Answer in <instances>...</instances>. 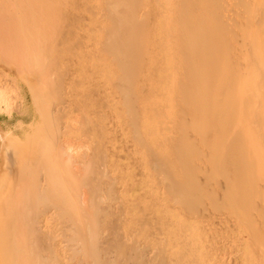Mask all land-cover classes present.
I'll list each match as a JSON object with an SVG mask.
<instances>
[{"label":"rangeland","instance_id":"rangeland-1","mask_svg":"<svg viewBox=\"0 0 264 264\" xmlns=\"http://www.w3.org/2000/svg\"><path fill=\"white\" fill-rule=\"evenodd\" d=\"M58 1L60 4L62 3V0L61 2ZM117 1L65 0L63 4L66 7L61 5L64 9L60 12L59 9L61 8L59 7L61 6L58 4V8H56L55 5V10L59 13V16L57 13L56 16L60 20L53 15L55 11H51V13L53 12L51 14L49 9H45L40 19L49 21H45L46 25L42 21L44 28L41 26L43 24H39L38 27L41 26L39 30L42 28L41 32L38 33V28L35 31L38 33V41V37L34 34L31 37L35 38L27 42L23 36L27 33L25 32L22 33V36H18L19 39L24 37L21 43L17 37L19 30L16 25L11 24V21L9 25L5 23L6 21H2L5 25L0 23V184H2L0 187L4 184L1 181H5L7 177L10 179L16 174V177L10 179L13 183V180L16 181V178L20 176L17 173L20 172L19 166H16L18 170L15 171L17 168L14 167L16 163H13L14 160L10 166V168H16L15 170L12 169L13 171L4 164L5 152L8 147L26 150L23 152L25 155H27L26 152H36L35 154L31 153L30 158L33 155L38 157L45 148L46 156L43 159H46L48 155V160L51 157L52 163L55 164L53 159H57L55 155L59 152L57 142L60 138L59 141L64 144L65 149L68 146L73 149L70 159L66 158L68 168L65 167L72 179L66 178H70L72 181L67 179L70 182L67 183L65 176H63L67 185L70 184L69 188L71 187V190L69 189L71 194L67 195L74 198L73 200L71 198L72 202L75 201V204H81L84 208L94 204L102 209L104 214L101 218L102 237L106 243L119 236H122V238L119 237L120 239L126 237L123 241L129 240L128 246L130 241L133 242L131 245L137 246L136 248L139 250L145 251L144 248L149 246L151 250L153 249L155 253L161 255V260L167 261L178 258L179 264L205 262L201 259L198 262L196 261L198 258L195 257L203 248V251L206 249L208 253L211 252L208 257L205 256V259L208 258L206 259L208 264H217L218 262V264H254V262L255 264H264L262 263L264 254L260 250L264 245L258 249V245L260 242L263 243L264 238L263 241L258 240V244L255 241L257 236L264 237V235H260L262 233L257 234V230L264 227L263 221L259 220L263 227L258 224L259 221L256 223L261 218V214L263 217L261 219H264V206H262L264 204L261 205L263 210L258 207L260 202H264L260 198L261 196L264 197V184L262 190L258 189L260 192L263 191L260 193L261 195L257 193L259 197L254 193L258 197V206L255 203L257 198L254 202L248 203L254 197L247 199L249 197L248 192L246 191L245 194L248 197L244 196L242 192L245 189L248 190V187L254 188L253 181L246 182V184L251 183V187L243 186L245 184L241 182L242 188H244L241 191L238 180L233 177L237 181L234 183V180L232 184L239 188V190L237 188L235 190L236 193H238L237 191L239 193L234 192V194L232 192L235 187L231 188V192H229L228 185L231 186V182L229 184L228 180L222 178L229 175L228 173L233 170L229 169L228 173L225 171L227 174L223 172L225 176L221 177V170L218 172L215 169L223 168L222 171H224L226 166L222 167L221 165L220 168L216 165V158L218 159V157L215 155L216 149L213 148V145L216 144L213 142L217 139L215 137L218 136V140L220 136L221 138L224 137L222 134L226 133V128H230L233 123L234 126L236 124L235 121L231 120V126L226 127L229 122H224V120L230 121L226 119L231 117L228 112L231 103L234 102L233 106L238 105L239 107V104H244L245 101L248 104L253 99L252 95L250 97L249 94H255L259 91L253 83L252 74L257 73L260 68L262 70L263 67L259 65L264 63V0H138L135 5L137 11L135 20L127 24L133 29V34L129 37L130 41L124 44V48L132 49L140 44L141 60L137 65H131L128 70L118 66L114 46L117 38L112 35L111 15L113 14L107 11L108 5ZM54 2L57 3L53 0ZM118 4L122 9V2ZM52 21H56V25ZM28 33L25 35L26 37H28ZM199 37L203 38L199 40ZM26 44L28 47L30 45L36 48L46 47L49 50L48 54L38 62V68L35 66L37 70L33 68L36 59H25L23 56L27 47ZM185 54H190V59ZM209 59H211V66L218 65L217 82L219 87L222 86L220 87L221 91L218 92V102L211 107L203 108V104V107L199 106L201 105L200 102L206 98L205 92L204 95H201L204 91L202 86L203 90H200L202 93L200 96L198 95L197 99L195 96L200 92L198 90L197 94L193 97L190 96L192 95L190 90L193 91L196 87L191 66H202V64L209 63ZM126 75L132 77L133 85L129 88L120 87L119 79ZM260 80L258 79V81ZM260 83L262 84H258V87L261 86L262 88L264 86L263 81ZM218 84L216 89H218ZM206 85L207 88L208 84ZM211 85L212 88L210 89L212 90L214 88L213 84ZM252 88L253 92L257 91L255 93L248 92ZM254 89L256 90L254 91ZM129 90L134 102V117L130 114L126 104V94ZM227 90H232L233 95H245L252 99L248 100L246 97H241V101L244 100L242 103L237 104L236 99L229 103L233 96L229 99H223ZM214 91L215 89L212 94L216 93ZM234 91L237 93L234 94ZM246 91L248 94H242ZM186 93H189V96ZM260 94H262L259 95L262 101H256L258 95H254V102H264L263 91ZM236 97L240 99V97ZM196 101L198 105L195 104ZM210 101L207 100V102ZM228 103L230 106H227L226 109L225 106ZM253 103L250 106H253L252 108L255 110L258 109V104L255 103V105L257 104L256 107ZM245 106L246 104L240 107V113L248 112L246 109L250 106ZM262 106L264 108V104ZM243 107L245 110L242 109ZM259 108L262 109V112H259L263 114L264 109L261 106ZM225 109L229 113H226L228 114V116L225 115L226 119L221 115L226 112L221 113V110ZM232 109H235L232 110L233 112L237 111V107ZM251 109L248 108V110ZM229 111L231 112V109ZM259 112L256 110L254 113L259 115ZM254 113L252 118L248 113L244 115H249L250 119H257L258 115L255 114L253 117ZM237 115L239 116V114ZM244 115H240L239 121L237 119L236 128L239 124L242 125L240 121L246 122L245 119H241L245 117ZM214 118L218 120V123L220 119H224L221 122L225 123V126L222 123L219 126L225 127V132L222 133L224 128L216 127L218 125L213 121ZM259 119L256 122H259ZM260 125L264 126V122ZM253 127L256 129L258 125ZM260 127L259 130H261ZM237 130L240 132L239 127ZM258 131L257 135L260 136ZM50 132L51 134H49ZM231 132L239 135L236 129L235 132ZM232 135H228V138L225 139L227 144L234 141L229 142L231 139L228 140ZM235 135L234 138L236 139ZM51 137L54 138L50 139ZM224 138L220 139L222 142L217 140L219 145L220 143L223 144L221 148L222 146L225 148ZM52 140H54L53 143ZM219 145L217 144V146ZM237 146L240 147L241 145H236L234 149H237ZM227 147L229 146L227 145ZM39 149L42 150L40 153L38 152ZM218 149L216 152L219 151ZM225 149L223 150L225 151ZM239 149L235 152H239ZM47 150L52 153L49 152L50 156ZM224 151L222 152L223 156L228 154ZM44 153L43 155H45ZM222 153L219 152L218 163L222 159ZM241 154L244 155L242 151ZM237 155V160L241 163L242 159L239 158V153ZM17 156L19 157L16 154L14 159H17ZM41 156L42 154L39 156L40 159L43 157ZM40 159H35L39 161L36 163L44 162ZM222 161L225 162V159ZM224 162L222 163L223 166ZM45 164L46 162H44ZM241 164L246 167V163L243 161ZM240 165L237 167L243 171L244 166L239 167ZM48 167L45 166L46 169ZM4 168L10 171L8 170L7 177L2 179ZM51 168L53 169L52 165ZM36 169L39 170L40 168L36 167ZM61 169L59 168V170ZM247 170L250 171V168ZM9 172L16 173L10 177ZM40 174L43 177L41 172ZM215 174L221 181L214 179ZM236 174L239 176L237 172ZM240 174L242 175H240L242 178L240 181H243L244 174L242 172ZM217 175H220L221 179ZM231 175L228 178L230 181L233 180ZM248 177L246 176V179ZM259 177L262 179L263 175ZM250 178H253L252 174L249 180ZM9 179L4 185L9 182ZM23 179L26 180L25 177ZM255 179L257 178L255 177ZM26 181V184L23 182L24 188L29 183L31 184L30 180L27 179ZM222 182L226 185L224 186ZM14 183L16 184L17 181ZM256 183L255 186L258 184ZM261 184L259 183L257 186L262 187ZM8 185L5 186L6 191L15 188V186H11V189H8ZM31 186L28 185L30 191L26 187L29 191L28 195L30 192L33 195L36 192L33 187L37 188L38 185ZM5 189L3 190L2 187V192ZM50 190L47 189L51 195ZM254 190L256 189L254 188ZM6 191V194L10 193V191ZM250 192H252L251 189ZM69 197L68 200H70ZM226 197L228 198L226 199ZM30 198L33 200V197ZM2 201L4 202V200L0 202V211ZM72 202L69 203L73 204ZM30 203L34 204L35 202L32 203L31 201ZM222 203L224 204L220 205ZM255 204L258 211L259 209L262 210L261 212L257 211ZM70 205L69 208L72 206ZM253 205L256 208L253 207L255 211H251L254 210L252 209ZM41 206L42 204H39L38 208L35 205L36 208L30 206L26 209L27 211L32 208L31 210H34L32 212L37 214L36 216L35 213L30 212L29 218L32 217L33 222H35L32 223V226H36L35 231L38 228L36 235L41 240L40 244H47L48 240L45 237H55L56 243H59L58 238L61 235L70 234L74 236L73 228L75 226L72 228L74 223L71 221L73 217L75 219L78 214L81 215L82 213L77 212L78 214L76 213L77 215L74 216L75 213L72 212L74 214L73 217L70 216L71 220L69 213L75 208L78 211V208L82 207H77V204L75 208L73 204L74 209L67 207L69 215L65 214L66 217L63 215L64 213H61L63 217L60 212L58 215L56 214L59 210L55 211V206H51V204L50 206ZM66 206L68 205L66 204ZM221 206L225 207L226 212ZM39 208L41 209L38 210ZM68 209L65 211L67 212ZM42 210L45 212L43 213ZM83 210L81 209V211ZM42 217H45L46 220ZM35 218H38L39 221L43 219L42 223L41 221L36 222ZM257 225L260 226L257 227ZM263 230L259 231L264 234ZM197 241H199L198 244ZM195 245H199L200 247H198L202 249L198 250L196 246L198 251L196 252ZM134 246L129 248V250L131 249L130 253H134L132 250ZM246 249L248 250L246 251ZM256 253L258 256L261 254L260 258L256 257ZM65 256L69 257V254L66 253ZM244 256L247 257L244 258ZM193 257L195 258L193 259ZM257 258L262 261H257ZM56 260H59L58 257ZM157 261L158 264L162 263V261L159 262L160 260Z\"/></svg>","mask_w":264,"mask_h":264},{"label":"bare ground","instance_id":"bare-ground-1","mask_svg":"<svg viewBox=\"0 0 264 264\" xmlns=\"http://www.w3.org/2000/svg\"><path fill=\"white\" fill-rule=\"evenodd\" d=\"M56 2L58 1V0H55ZM63 1H65V0H62V3L60 4L59 3V1L57 2V3H53V0H0V23H1V25H3L4 23L2 22V21H6L5 23L7 24L8 23V25L10 24V21L12 22L11 24H13V25H16L17 26V28H18V30L21 32V34H20V32L18 31V34H17V37L19 36H22L25 32H29L28 34V37H26L25 35H27V33H25L23 36L25 37V40H27V42H30L31 40H33L35 37H31V36H33L34 34H36V36L38 35V33L39 32H41L40 30H42V28L39 30V28L41 27V26H43V28H44V23H45V25L47 24L46 22H48L49 20H43V19H40V17H41V14L43 13V12H45V9H49L50 10V13H51V11H55V13H53V15L56 17V19H58L59 17H57L56 16V13H57V15L59 14L55 9L56 8H58V4L61 6V5H63L64 6V4H63ZM137 1L138 0H118L117 2H115V3H111V4H109L108 5V7H107V11H110V12H112L111 14H113V15H111V23H112V25H113V28H112V35L114 36V37H116L117 38V41L114 43V46H115V48H116V52H115V56H116V58H118V66L120 67V68H122V69H129L130 68V66L131 65H137L139 62H140V54H139V49H140V47H141V45L139 44V45H137V46H135L134 48H132V49H126V48H124V44L126 43V42H128V41H130L129 40V37L133 34V29L131 28V27H128L127 26V24L130 22V21H133V20H135V16L137 15V11L135 10V5H136V3H137ZM168 1V0H167ZM60 2H61V0H60ZM67 2V1H66ZM122 2V9H120V4H118V3H121ZM57 7H56V6ZM66 5V4H65ZM63 6H61V7H59V8H61V9H59V12H60V10H62V9H64L63 8ZM56 7V8H55ZM64 7H66V6H64ZM48 10V11H49ZM58 10V9H57ZM48 11H46L47 13H49ZM65 11V10H64ZM51 13V14H52ZM64 13V12H63ZM63 13H61L62 15H63ZM39 14V16H37ZM60 14V15H61ZM53 16V17H54ZM59 16V15H58ZM61 17V16H60ZM55 20V19H54ZM59 20H60V18H59ZM58 20V21H59ZM9 21V22H8ZM42 21H44V23H42ZM46 21V22H45ZM53 22V21H52ZM62 22V21H61ZM16 23V24H15ZM55 25H56V21H54L53 22ZM39 24L41 25V24H43V25H41L40 27H38L39 26ZM59 24V23H58ZM5 25V24H4ZM37 28H38V33L37 32H35V31H37ZM46 29H47V26L45 27ZM170 29L171 30H173V28L172 27H170ZM23 33V34H22ZM19 37H18V39H19ZM24 37H22V38H20L19 39V41H21V43L23 42V40H24ZM38 37V36H37ZM26 38H28V39H26ZM203 37H199L198 39L200 40V39H202ZM38 39H39V37L37 38V41H38ZM25 43H26V41H25ZM23 45H24V43H23ZM25 46H27V44L25 45ZM24 50V49H23ZM48 51L49 50H47V48L45 47V48H36V47H33V46H27L26 48H25V52L23 53V56H24V58L25 59H27V58H32V59H36V61H35V64H34V67L33 68H35V66H37V68H38V62L40 61V59L41 58H43L46 54H48ZM25 54V55H24ZM186 55V57L187 58H189V56L191 57V55L189 54H185ZM188 55V56H187ZM178 57H179V55H178ZM190 59V58H189ZM210 62H211V59H209V63H206V64H202V66H195V65H193V66H191L192 68V74H193V77H194V81H195V83H196V87H194V89H193V91L192 90H190V94H192V95H190V96H194L195 94H197L198 93V91H202L203 89H204V91H200L196 96H195V99H197V97H199L200 96V94L201 95H204V92L206 93L205 95V97L206 98H204L203 99V101L202 102H200V104L201 105H199V106H202V104H203V108H206V106L207 107H211L213 104H216L217 102H218V92H219V90H220V87L222 86H220L219 87V84H218V82H217V68H218V65H216V66H211V64H210ZM262 65V66H261ZM261 65H259L260 67H263V69L262 70H260V72L258 73V71H257V73H255V74H252L253 75V83L256 85V89H258L259 91H257L256 89H254V91L256 90L257 91V93H255V92H253L252 90H253V88L252 89H250V90H248V92H251V93H255V94H257L258 95V97L255 99L256 101L257 100H259V101H262L261 99L262 98H260L261 96H259V95H262V94H260L261 93V91H263V93H264V78L262 79V77H263V75H264V73H263V71H264V63H262ZM37 68H35L36 70H37ZM23 69V68H22ZM24 70V69H23ZM35 71V70H34ZM23 72V71H22ZM26 73V72H25ZM263 73V74H262ZM108 74H109V72H108ZM260 74V75H259ZM262 74V75H261ZM111 75H112V73H111ZM216 75V76H215ZM110 76V75H109ZM260 76H262V77H260ZM216 77V78H215ZM216 79V80H214V79ZM260 78H261V80H260ZM258 79L260 80V81H258ZM120 83H119V86L120 87H123V88H129L130 86H132L133 84H132V77L131 76H128V75H126L125 77H121L120 79ZM261 81H263V89L261 88V86L260 87H258L259 85H261L262 83H260ZM119 82V81H118ZM215 82H217V83H215ZM199 84V85H198ZM206 84H208V87L211 85V84H213V88L215 89V91L214 92H216V93H214V94H212V91L214 90V89H210V88H212V85L207 89L206 88ZM215 84V85H214ZM217 84H218V89H216L217 88ZM259 84V85H258ZM201 86L203 87V89L201 88ZM201 89H200V88ZM195 88H196V90H195ZM198 90V91H197ZM221 91V90H220ZM228 91H230V92H228ZM209 92V93H208ZM231 92H232V94H231ZM247 92V91H246ZM246 92H242V94H248V92L246 93ZM260 92V93H259ZM194 93V94H193ZM212 94V96H211V94ZM235 93H237V92H235L234 91V94ZM188 96H189V93H186ZM210 96H209V95ZM217 94V95H216ZM230 94V95H229ZM241 94V93H240ZM255 94H249V96L251 97V95H252V97H253V99H254V95ZM199 95V96H198ZM213 95H215L214 97H213ZM228 97H227V96ZM238 96V97H240V99L239 98H237L236 96ZM235 95H233V91L232 90H227V92L226 93H224V97H223V99L224 98H231L232 96H233V98H231L230 100H229V103L231 102V101H233V99H236V101H237V104L240 102V103H242V101H244V100H242L241 101V97H246V99H248V100H251L252 98H247L248 96H241V95H239V94H235ZM257 95H255V96H257ZM126 97H127V106L129 107V112H130V114H132V116L134 117V115H135V111H134V102H133V98H132V94H131V91L129 90L128 92H127V94H126ZM191 97V98H192ZM209 97H211V98H209ZM262 97H264V95L262 96ZM209 98V99H208ZM259 98V99H258ZM194 99V98H193ZM195 99H194V101H195ZM205 99H206V101H205ZM216 99V100H215ZM239 99V100H238ZM243 99V98H242ZM253 99L250 101V102H248V104L246 103V101H245V103L244 104H246V106L245 107H247L248 105L250 106V104L251 103H253L254 101H253ZM207 100L209 101V100H211L210 102H207ZM247 100V101H248ZM215 101V102H214ZM235 101V100H234ZM253 101V102H252ZM258 101V102H259ZM263 101H264V98H263ZM204 102H207V103H205L204 104ZM214 102V103H213ZM258 102H254L253 104L255 105V103H257L258 104V107H257V104L255 105L258 109H256L257 110V112H259V111H261L262 109H260L259 107L261 106L262 108H263V106H262V104H264V102H261V103H258ZM197 103V104H196ZM227 104L226 106H225V108L228 106H230V104ZM236 103V102H235ZM195 104L196 105H198V102L196 101L195 102ZM233 104H234V102H232L231 103V106L230 107H232V108H236L237 107V111H235V112H233L235 109H232V108H230L229 107V109H228V112L230 113H228L227 112V108L225 109V110H221V113H223L224 111H226L225 113H223V114H221V115H223V118L224 119H226V116L225 115H227L228 116V114L229 115H231V119L229 118V117H227V119L226 120H230V121H225L224 119H220V121H219V123L217 122L218 120L216 119V118H214L213 119V121H215V124L216 125H218V126H216V127H222L221 129H223L222 130V133H223V131L225 130V127H223V126H225V123H228L229 122V124L231 123V120H233V121H235L236 122V124H235V126H234V123L232 124V126H231V124L229 125V124H226L227 126L226 127H229V126H231L230 128H226V133H223L222 134V136H224V137H226V138H224V137H222V138H224L223 140H225V139H227L228 138V135H231V134H233L231 137H229V139L228 140H230L229 142H231L232 140H237V141H232L230 144H231V146H230V144H227L226 143V141L227 140H225V143H224V147L226 148V146L228 145L229 147H227L226 149L225 148H223V146H222V148L223 149H225V151L221 148V145H223L222 143H220V145H219V142L218 141H221L222 140V138H221V136H220V138H219V140H218V136H216L215 138H217V139H215V142H213V144L214 143H216L215 144V146L213 145V148H215L216 150L218 149L219 151L218 152H216V150H215V155L218 157V159H220L219 157H220V155H219V152L220 153H222L223 151H224V153L226 152V154L227 155H224L223 156V153H222V155H221V157H222V159H221V163L219 162H217L218 161V159L216 158V165L219 167L220 166V168H221V165H222V167H225L224 168V171H222L223 170V168H221V169H219L217 166H216V168H218V169H215L216 171H218V172H220V170H221V177L222 176H225V174H227L228 173V170L229 169H232L233 171H236L238 174H239V176L241 175L240 174V172H242V174H244V178H243V181H240V179H242L241 178V176H240V178H238L239 176L236 174V172H233L232 170V172H229L228 174L229 175H226L227 176V178H226V176L224 177V178H222V179H224V180H228V183L229 182H231V186H229L228 184V190H229V192H231V188H233V187H235L233 184H232V182H234V180L235 179H237L238 180V185L240 184V189H241V191H242V189L244 190V188H242V185H241V182H243L245 185H243V186H246V187H248V186H250L251 187V183H247L246 184V182L248 181V182H250V181H253L252 183H254V188L257 190H254V188H249L248 187V190L250 191V189L252 190V192H250L249 193V191L248 190H246L245 189V191H242L243 192V194H244V196H247L248 194H249V197L247 198V199H251V197H254V199L252 198V200H249L248 201V203L250 202V201H252V202H254V200H256L255 198H257V200L255 201V203L257 204V206H258V197H259V195H261L260 193L261 192H263V191H258V189L259 190H262L261 188H263V184H264V181H262V180H264V130L263 131H261L262 129H264V128H262V127H264L263 125H260V124H263V122L264 121H262V120H264V113L263 114H261L260 112V114L259 115H261L262 117H263V119H262V117L261 116H259L257 113H254L256 110L254 109V108H252L253 106H250V107H247V111L248 112H246L245 111V113H242L243 115L244 114H246V113H248L249 115H250V117L252 116V114L254 113V115H253V117H255V114H256V116L258 117H256L257 119H250V117H249V115H247V116H245V117H243V116H241V117H243V118H241V119H245V121L246 122H244V121H240V123L242 124L241 126H240V124H239V130H240V132H241V134H242V136H241V134H240V132H238V130H237V128H236V125H237V119H238V121H239V119H240V115H242L241 113H240V111H241V108L240 107H242V105L244 106V104H239L240 105V107L237 105V106H233ZM261 104V105H260ZM239 107V108H238ZM248 108H252V109H254V112H252L253 110L251 109V110H248ZM231 109V112L229 111ZM239 109V110H238ZM242 109H244V107L242 108ZM260 109V110H259ZM264 109V108H263ZM233 110V111H232ZM245 110V109H244ZM251 114H250V113ZM262 112V111H261ZM263 112H264V110H263ZM226 113H228V114H226ZM239 114V116L237 115H234V114ZM233 115V116H232ZM238 117V118H237ZM259 117H260V119H259ZM236 118V120H234ZM252 118V117H251ZM259 119V122H258V124H256L257 122H256V120H258ZM262 119V120H261ZM221 120H224V122L225 123H222L221 122ZM249 120L251 121L250 123H249ZM208 121V120H207ZM232 121V122H233ZM254 121V122H253ZM262 121V122H261ZM217 122V123H216ZM243 122V123H242ZM253 122V123H252ZM220 123H222L223 124V126L221 125V126H219V124ZM260 123V124H259ZM212 124V123H211ZM257 126L258 125V127H256V129L253 127V126ZM261 127H260V126ZM233 127H234V130H232L233 129ZM259 127H260V129L261 130H259ZM215 128V127H214ZM217 128V129H218ZM258 128V129H257ZM212 129V128H211ZM235 129H236V132H238L239 133V135L238 134H236V133H232L231 131H233V132H235ZM228 130V131H227ZM259 132L258 134L261 136H258L257 135V131ZM225 132V131H224ZM229 132V133H228ZM231 132V133H230ZM262 132V133H261ZM228 133V134H227ZM49 134H51V132L49 133ZM48 134V135H49ZM225 134V135H224ZM236 134V135H235ZM262 134V135H261ZM53 135V134H52ZM51 135V136H52ZM234 135H235V137H237L236 139L234 138ZM238 136H239V138H238ZM262 136H263V138H262ZM244 137V138H243ZM54 138V137H53ZM52 137L50 138V139H53ZM241 138H243L242 140H241ZM261 138H262V140H261ZM221 139V140H220ZM240 139V140H239ZM59 140H61L60 138H58V150H59V152H57L56 153V158L57 159H55L54 158V156H53V160H54V163L55 164H53L52 163V158L51 157H49L50 158V160H48V155H47V158L46 159H43L44 158V156H46V154L44 153L45 152V148L43 149V147H42V149L44 150V151H42L41 149H39V153H40V150L45 154V155H43V153L41 152L40 154H42V160L44 161V162H46V164L48 163V161H49V163L46 165H44V162L42 163L41 162V164L40 163H36V162H39V161H36L37 159H40V154H39V158L38 157H36V156H34L33 155V157H36V158H34L33 159V157L32 158H30L29 156L30 155H32V154H35V153H32L31 151H30V153L29 152H26V154L27 155H25L23 152H25L26 150H24V151H22L21 149H14V148H11V147H8L7 149H6V152H5V162H4V164H5V166H9V169H14L13 167L12 168H10V166H12L11 164H12V160H14L13 161V163L14 162H16L15 163V166H14V164H13V166L14 167H16V166H19V171L20 172H17V170H18V167H16L14 170L18 173V175H20L19 176V178L17 177L16 179V181H17V183L15 184L14 182H16V181H14L13 180V183H14V186H15V188H12V193H11V191L10 190H7V191H10V193H11V195H10V193L9 194H6L5 193V191H6V189H5V186L7 187V184H11L10 185V187H9V185H8V189H11V186L13 185V183H12V181H10V179L12 180V178L13 177H16L17 175L15 174L16 172H14V173H11V172H9V176L11 177V175L12 174H15V176H13V177H11L10 179L7 177V175H8V173H7V171L9 170H5V168H4V173H2L3 174V177H2V179L3 178H5V176L7 177V179H5V181H1V182H4V184H5V182H7L6 180H8L9 179V182H11V183H6V185H4L3 184V186H1L0 187V191L2 192L4 189H5V191L4 192H0V197L1 198H3V199H1L0 198V202H1V200H4V202L2 201V207H1V211H0V264H158V261L156 262V260H160L159 262H161L162 261V263L163 264H179V260H178V258L177 259H175V260H161V258H160V256L161 255H159V254H157V253H155L154 251H153V249L151 250L150 248H149V246L148 247H145L144 248V250L145 251H143V249H137L136 247L137 246H134V245H131V244H133V242L132 241H130V243H129V246H128V242H129V240H127V241H123L126 237L125 236H123V237H125L124 239H120V238H122V236L119 238H115L113 241H111V242H105L104 240H103V237H102V230H103V228H101V223H102V220H101V218H102V216L104 215L103 214V212H102V209H100V207L99 206H97V205H94V204H92V205H90V206H86L85 208L84 207H82L81 206V204H78V203H76L77 204V207H82V208H78V211H77V208H75L76 207V204L74 203V202H72V200L74 199V198H72V196H70L69 197V195H67V194H71V193H69L70 192V190H71V187L69 188V186H70V184L69 185H67V183H70L72 180V177H71V175H69V173L67 172V168H68V166H67V159L66 158H69L70 159V155H71V153H73V149H71V147H69L68 145V147H67V149H65L64 148V144L62 143V142H60ZM218 140V141H217ZM53 141L54 140H52L51 142L53 143ZM218 142V143H217ZM222 142V141H221ZM237 142H239V143H237ZM242 144H241V143ZM50 143V142H49ZM48 143V145H50ZM233 143V144H232ZM217 144L219 145V146H217ZM226 144V145H225ZM52 145V144H51ZM51 145H50V148H52L51 147ZM63 145V146H62ZM236 145H241L240 147H241V149H239L240 147H238L237 146V149H239V152H235V150L237 151V149H234L235 147H236ZM46 146V145H45ZM52 146H54V145H52ZM40 147V146H39ZM218 147V148H217ZM243 147V148H242ZM245 147V148H244ZM48 148V147H47ZM49 148V150L51 151V149ZM53 148H55V146L53 147ZM61 149V150H60ZM220 149H221V151H220ZM228 149H230L229 151H227ZM33 150H35V149H33ZM32 150V151H33ZM72 150V151H71ZM244 150H245V152H244ZM49 151V152H50ZM241 151H242V153L244 154V155H242L241 154ZM247 151V152H246ZM47 152H48V150H47ZM49 152H48V154H49ZM53 152V151H52ZM19 153V154H18ZM32 153V154H31ZM51 153V152H50ZM54 153V152H53ZM217 153H218V155H217ZM238 154L239 153V158H241L240 160H241V163H242V161H243V163H246V167L249 169L250 168V171H248L247 170V168L244 166V164H241L240 162H238L239 160H237V158H238V155L236 156V154ZM16 154L17 155H19V157L17 158V159H14V157L16 156ZM52 154V153H51ZM248 156H247V155ZM190 155L192 156V153H190ZM194 155V154H193ZM241 155H242V157H241ZM49 156H50V154H49ZM244 156V157H243ZM224 157V158H223ZM16 158V157H15ZM249 158V159H248ZM36 159V160H35ZM40 159V160H41ZM225 159V162L224 161H222V160H224ZM228 160V162H227V160ZM236 159V160H235ZM246 159V160H245ZM16 160V161H15ZM33 160H35V161H33ZM47 160V161H46ZM55 160H57L56 162H55ZM60 160H61V163H60ZM249 160V161H248ZM64 163H63V162ZM244 161H246V162H244ZM225 163L224 164V166H223V164L222 163ZM250 164L251 163V165H249L248 163ZM18 163V164H17ZM64 165H63V164ZM38 164H40V165H38ZM57 164V165H56ZM60 164H62L61 165V167H67V168H62L61 169V167H59L60 166ZM220 164V165H219ZM243 165L244 166V168H243V171H245L246 170V172H244L243 173V171H241V169L240 168H238L237 167V165ZM248 164V165H247ZM51 165L53 166V169L51 168ZM241 165L239 166V167H241ZM38 166H40V167H38ZM45 166H49L48 167V169H46L45 168ZM56 168H55V167ZM36 167L37 168H40L39 170L38 169H36ZM230 167V168H229ZM231 167H233V168H237V169H233V168H231ZM42 168V169H41ZM44 168V169H43ZM59 168L61 169V170H59ZM162 168V167H161ZM7 169V168H6ZM35 169H36V171H35ZM38 170V171H37ZM44 170H45V173L43 174V172H44ZM62 170H64L63 172H61ZM66 170V171H65ZM240 170V171H239ZM10 171V170H9ZM43 174V177H41L42 175L40 174V172ZM225 171H227V173H225ZM230 171V170H229ZM255 171V172H254ZM39 172V173H38ZM64 172H66L65 173V175H63V173ZM225 174H224V173ZM247 172H248V174H247ZM249 172H251V173H249ZM11 173V174H10ZM22 173V174H21ZM254 173V174H253ZM256 173V174H255ZM1 174V175H2ZM68 174V176H66ZM216 174H217V172H216ZM216 174H215V180L217 179V180H219L217 177H216ZM231 174H236V175H234V176H232ZM245 174H246V176L248 177H251V174H252V177L253 178H250V180H249V177H248V179H246V176H245ZM259 174V176H261V175H263V178L262 179H260V177L259 176H257ZM40 175V176H39ZM219 175V176H220ZM232 176V178H233V180H231L230 181V179H228L229 178V176ZM256 175V176H255ZM63 176H65V178L66 177H70L69 179H70V182L68 181L69 179L68 178H66V180H67V183H66V180H65V178L63 177ZM218 176V175H217ZM218 176V177H219ZM237 176V177H236ZM1 177V176H0ZM26 178V180L28 179V180H30L31 181V184H32V186H31V184L29 183L28 185L29 186H31V187H33L34 185H38L37 186V188L36 187H33V188H35V189H33V190H35L34 192L35 193H33V195H31V192H30V194L28 195V192L31 190H29V188H28V185H26L25 186V188H24V183L23 182H25L26 180L25 179H23V178ZM214 177V176H213ZM221 177H219L220 179H221ZM255 177L257 178V179H255ZM226 178V179H225ZM231 178V179H232ZM19 179V180H18ZM245 179V180H244ZM253 179V180H252ZM254 179H255V181H254ZM259 179V180H258ZM25 180V181H24ZM237 180H235V182L234 183H236V181ZM257 180V181H256ZM219 181H221V180H219ZM22 182V183H21ZM27 183H28V181H26ZM26 182H25V184H26ZM218 182V181H217ZM217 182H215V183H217ZM227 182V181H226ZM255 182H257L258 184L260 183H262L261 184V186L262 187H260V185L259 186H255ZM223 183V185H224V182H222ZM221 183V184H222ZM230 184V183H229ZM0 185H2V184H0ZM226 185V184H225ZM224 185V186H225ZM14 186H12V187H14ZM2 187H3V190H2ZM17 187V188H16ZM28 188V190H27V188ZM30 187V188H31ZM230 187V188H229ZM226 188V187H225ZM236 188L237 187H235L233 190L234 191H232L233 193L235 192L236 193ZM15 189V190H14ZM38 189V190H37ZM47 189L48 190H50L49 192H51V195H50V193H48V191H47ZM70 189V190H69ZM25 190H26V192H25ZM237 190H239V188H237ZM254 190V191H253ZM6 191V192H7ZM18 191V192H17ZM46 191V192H45ZM226 191V190H225ZM246 191L248 192L247 193V195H245L246 194ZM33 192V191H32ZM238 193H239V191H237ZM6 195H5V194ZM27 193V194H26ZM37 193V194H36ZM46 193H47V195H46ZM234 193V194H235ZM238 193H236V194H238ZM258 196H255V194ZM259 195H258V194ZM3 194V196H1ZM230 194V193H229ZM233 194V196H235L236 197V195H234ZM254 194V195H253ZM7 195H9V196H7ZM226 195V194H225ZM232 195V194H231ZM252 195V196H251ZM70 198V200H71V198H72V200L70 201V200H68V197ZM264 196V195H263ZM30 197H33V200H32V198H30ZM229 197H230V195H229ZM228 197H226V199H227ZM260 198H262L263 200H264V197H260ZM30 199H31V201H32V203L33 202H35L34 204L36 205V207L39 205V204H42V206H44V205H49L50 206V204H51V206L53 205V206H55L56 207V210L55 211H58L56 214L58 215L59 214V212H60V215L61 216H63V215H67L68 214V212H69V209H71V208H73V204L75 205L74 206V210H76V211H74V210H71V213H69L68 215H69V217L71 216V217H73L72 215L75 213V215L74 216H76L78 213L77 212H79V213H82L81 215H82V218H81V215L80 214H78V216H76V217H78V218H76L75 217V219H74V217H73V220L71 221V222H73L74 223V225H72V228L74 229V231H75V233H74V236L73 235H61L60 236V238H58V240H59V243H56V238L55 237H45V238H47L46 240H48L47 241V244L45 243V245L43 244H40L41 242V240H39V238H38V235H36V231L38 232V228L36 229V231H35V229L34 228H36V226L34 227V226H32V223H35V222H33V220H32V217H30L29 218V213L30 212H32V211H34V210H31L32 208H29V210H27L26 211V209H28V207H30V206H34L35 207V205L34 204H31L30 202ZM22 201H23V203H22ZM30 201V202H29ZM39 201V202H38ZM67 201V203H65ZM260 201V200H259ZM49 203V204H47V203ZM69 202H72L73 204H71V203H69ZM69 203V204H68ZM247 203V204H248ZM251 203V202H250ZM44 204V205H43ZM66 204L68 205V206H66ZM72 206H71V205ZM224 203H222V204H220V205H223ZM254 204V203H253ZM256 204H255V207H256ZM262 204H264V202H260V206H258L260 209H262L261 207L262 206H264V205H262ZM26 205V206H25ZM63 205H65L66 206V208H65V206H63ZM69 205L71 206V208H69ZM249 205V204H248ZM262 205V206H261ZM41 206V207H42ZM45 206V207H46ZM35 207V208H36ZM44 207V208H45ZM55 207H54V209H55ZM57 207H58V209H57ZM64 207V208H63ZM69 209H68V208ZM222 207V206H221ZM224 207V206H223ZM222 207V208H223ZM254 207V205L252 206V209H254L253 208ZM38 208V207H37ZM48 208V207H47ZM51 208H53V207H51ZM50 208V209H51ZM90 208V209H89ZM257 208V207H256ZM255 208V209H256ZM264 208V207H263ZM41 208H39L38 210H40ZM43 209V208H42ZM68 209V211L66 212L65 210H67ZM81 209H84L83 211H81ZM224 209H225V207H224ZM250 209V208H249ZM255 209L254 210H251V211H255ZM260 209H259V211H260ZM31 210V211H30ZM37 210V209H36ZM37 210V211H38ZM44 210H46V209H44ZM44 210H42L43 211V213L45 212ZM48 210V209H47ZM52 210V209H51ZM263 210V209H262ZM261 210V211H262ZM36 211V212H37ZM49 211V210H48ZM85 211V212H84ZM257 211H258V208H257ZM258 211V212H259ZM260 211V212H261ZM39 212V211H38ZM72 212H74V213H72ZM225 212H226V209H225ZM33 213V212H32ZM35 213V212H34ZM33 213V214H34ZM42 213V214H43ZM53 213H54V215H55V212L53 211ZM63 215H62V214ZM77 213V214H76ZM257 213V212H256ZM42 214H41V216H42ZM47 214V213H46ZM51 214H52V212H51ZM51 214H50V216H51ZM263 214H264V212H263ZM34 215H36L37 216V214L35 213ZM44 215V214H43ZM65 215V216H66ZM67 215V216H68ZM49 216V215H48ZM53 216V215H52ZM56 216V215H55ZM60 216V217H61ZM66 216V217H67ZM264 216V215H263ZM34 217V216H33ZM64 217V216H63ZM65 217V219H67ZM71 217H70V220H71ZM260 217V216H259ZM43 218V217H42ZM56 218V217H55ZM58 218V217H57ZM261 218H263L262 217V214H261ZM258 219L257 220V222L256 223H258V221L259 220H262L263 222V224H264V219ZM36 219V218H35ZM38 219V218H37ZM36 219V222L37 221H39V220H37ZM40 219V218H39ZM43 219H45V217L43 218ZM42 219V220H43ZM42 220H40L41 221V223H42ZM46 220V219H45ZM47 220H49V219H47ZM39 221V222H40ZM38 222V223H39ZM260 222V221H259ZM262 223L260 222V223H258V224H261V226H262ZM42 225V224H41ZM44 226V225H43ZM42 226V227H43ZM71 226V225H70ZM260 225H257V227H259ZM263 227V226H262ZM261 227V228H262ZM41 229V228H40ZM71 229V228H70ZM264 229V227L262 228V229H258L257 230V234H260V233H262V234H260V235H264L263 234V232H260L261 230H263ZM42 230V229H41ZM260 230V231H259ZM40 231V230H39ZM71 231H73L72 229H71ZM264 231V230H263ZM42 232V231H41ZM40 234V233H39ZM71 234H72V232H71ZM41 236V235H40ZM73 236V237H72ZM115 236H118V235H115ZM41 238H43V237H41ZM257 238V240L255 239V241L257 242L256 244H258V240H262L264 237H259V236H257L256 237ZM120 239V240H119ZM131 239V238H130ZM133 240V239H132ZM264 240V239H263ZM262 240V241H263ZM135 241V240H134ZM253 242V241H252ZM260 242V241H259ZM193 243V242H192ZM197 244L199 243V241H197L196 242ZM263 243H264V241H263ZM262 242H260V245H258V249L259 248H261L264 244H263ZM135 244H136V242H135ZM253 245V244H252ZM37 246H39V248H36ZM134 246V248L132 249L133 251H134V253L132 252V253H130L129 251L131 250H129V248H131V247H133ZM151 246V245H150ZM196 246L197 245H195V248H196ZM199 246V245H198ZM197 246V248H198V250H200V249H202V248H199ZM249 246V245H248ZM255 246V245H254ZM253 246V247H254ZM251 247V246H250ZM264 247V246H263ZM263 247H262V249H260L261 250V253L262 254H264V250H263ZM120 248V249H119ZM124 248V249H123ZM127 248H128V250H127ZM139 248V247H138ZM149 248V249H148ZM194 248V249H195ZM197 248H196V252H198L197 251ZM206 248V247H205ZM246 248H248V247H246ZM254 248H256V247H254ZM204 249V248H203ZM203 249H202V251H199L197 254H196V252H194L195 254H196V258H198L196 261H198L199 259H201L202 261H205V262H200L201 264H203V263H205V264H208V263H206V262H208V260H206V259H208V258H206L205 259V256L207 255V257H208V255L209 254H211V252L209 251V253H208V251L205 249V251H203ZM257 249V250H258ZM248 249H246V251H247ZM251 250H252V248H251ZM250 250V252H252ZM254 250V249H253ZM153 251V252H152ZM215 251H216V249H215ZM218 252V251H217ZM260 252V251H259ZM66 253H68L69 254V257H67V256H65L66 255ZM222 253V252H221ZM258 253V252H257ZM256 253V254H257ZM194 254V255H195ZM214 254V253H213ZM217 254V253H216ZM250 254V253H249ZM260 254V253H259ZM192 255V254H191ZM255 255V254H254ZM193 256V255H192ZM212 256V255H211ZM211 256H209V257H211ZM259 256H261V254L259 255ZM258 256V254H257V256L256 257H259ZM57 257H58V261L56 260L57 259ZM62 257V260H60V258ZM195 257H193V259L195 258ZM202 257H204V259H202ZM217 257V256H216ZM245 257H247V256H244V258ZM253 257V256H252ZM157 258H160V259H157ZM213 258V257H212ZM222 258V257H221ZM248 258H251V257H248ZM260 258V257H259ZM192 259V260H193ZM262 259V258H261ZM200 260V261H201ZM210 260V259H209ZM214 260V259H213ZM246 260H247V258H246ZM251 260V259H250ZM164 261V262H163ZM196 261H194L195 263H197ZM245 261V260H244ZM248 261H249V259H248ZM248 261H246V262H248ZM251 261H253V260H251ZM257 261H262V260H258V258H257ZM193 262V261H192ZM199 262V261H198ZM217 262H218V260H217ZM254 262V261H253ZM252 262V263H253ZM162 263H159V264H162ZM199 263V264H200ZM219 263V262H218ZM217 263V264H218ZM257 263V262H256ZM259 263V262H258ZM262 263H264V261H262ZM198 264V263H197ZM221 264V263H220ZM239 264V263H238ZM246 264V263H245ZM248 264V263H247ZM254 264H255V262H254Z\"/></svg>","mask_w":264,"mask_h":264}]
</instances>
